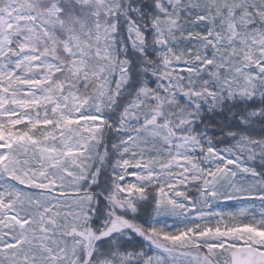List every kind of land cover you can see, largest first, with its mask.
I'll return each instance as SVG.
<instances>
[{
    "label": "snow or ice",
    "instance_id": "snow-or-ice-1",
    "mask_svg": "<svg viewBox=\"0 0 264 264\" xmlns=\"http://www.w3.org/2000/svg\"><path fill=\"white\" fill-rule=\"evenodd\" d=\"M0 264H264V0H0Z\"/></svg>",
    "mask_w": 264,
    "mask_h": 264
}]
</instances>
